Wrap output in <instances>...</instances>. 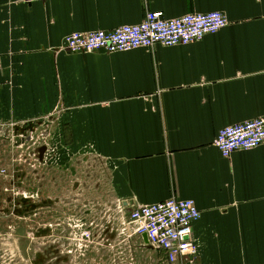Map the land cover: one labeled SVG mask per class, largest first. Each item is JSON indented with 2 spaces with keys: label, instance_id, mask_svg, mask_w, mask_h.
Masks as SVG:
<instances>
[{
  "label": "crops",
  "instance_id": "obj_1",
  "mask_svg": "<svg viewBox=\"0 0 264 264\" xmlns=\"http://www.w3.org/2000/svg\"><path fill=\"white\" fill-rule=\"evenodd\" d=\"M151 11L167 19L222 12L229 24L187 46L63 48L69 34L139 25ZM0 80L6 141L15 142L16 125L41 120L59 132L64 144L39 156L58 166L50 151H65L66 179L100 188L86 213L98 201L108 209L110 188V210L125 219V256L154 249L129 231L131 210L175 196L201 211L193 226L201 264H264V145L230 158L214 145L223 128L264 116V0H0ZM38 131L16 148L36 146Z\"/></svg>",
  "mask_w": 264,
  "mask_h": 264
},
{
  "label": "rangeland",
  "instance_id": "obj_2",
  "mask_svg": "<svg viewBox=\"0 0 264 264\" xmlns=\"http://www.w3.org/2000/svg\"><path fill=\"white\" fill-rule=\"evenodd\" d=\"M7 129L0 124V264H129L124 259L134 255L136 264H149L150 260L151 264H165L157 249H152L150 257L139 248L125 256L124 249L129 247L125 219L110 210V188H105L104 196L108 209L104 211L98 201L84 211V204L89 203L86 200L100 198V188L85 189L84 176L82 185H72L75 182L66 179L59 168L65 151L63 156L57 155L58 149L50 151L55 160L59 157L58 166L44 165L46 157L39 156V149L61 146L62 140L54 137L59 132L52 134L44 125L37 129L36 146L28 143L17 149L13 139L6 141ZM54 178L59 179L57 184ZM113 227L123 234L108 231ZM84 230L93 238L86 245Z\"/></svg>",
  "mask_w": 264,
  "mask_h": 264
},
{
  "label": "built area",
  "instance_id": "obj_3",
  "mask_svg": "<svg viewBox=\"0 0 264 264\" xmlns=\"http://www.w3.org/2000/svg\"><path fill=\"white\" fill-rule=\"evenodd\" d=\"M228 24L222 12L167 19L163 12L151 11L139 25L123 26L112 32L69 34L64 38L63 48L72 53H117L156 46H187L220 32ZM214 145L225 158L238 151H252L263 146L264 116L223 128ZM201 218V211L194 200L172 196L161 203L132 209L127 223L129 231L146 236L152 248L165 251L168 264H201L198 261L200 247L193 233V226ZM124 230L127 232L126 228ZM92 239L91 232L84 230V244L91 243Z\"/></svg>",
  "mask_w": 264,
  "mask_h": 264
},
{
  "label": "water",
  "instance_id": "obj_4",
  "mask_svg": "<svg viewBox=\"0 0 264 264\" xmlns=\"http://www.w3.org/2000/svg\"><path fill=\"white\" fill-rule=\"evenodd\" d=\"M44 125L45 126L49 125V123L41 120L37 123L30 122V123L24 124L23 126L16 125L13 128L16 146H21L27 142H30L32 140L31 134L34 133L37 128H39L40 126H44ZM145 238H146V236H145Z\"/></svg>",
  "mask_w": 264,
  "mask_h": 264
}]
</instances>
